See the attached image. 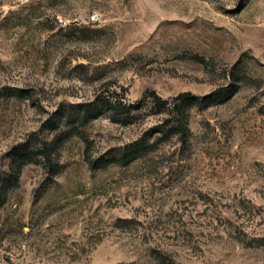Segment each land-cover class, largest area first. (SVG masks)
Instances as JSON below:
<instances>
[{
	"label": "rangeland",
	"instance_id": "obj_1",
	"mask_svg": "<svg viewBox=\"0 0 264 264\" xmlns=\"http://www.w3.org/2000/svg\"><path fill=\"white\" fill-rule=\"evenodd\" d=\"M0 264H264V0H0Z\"/></svg>",
	"mask_w": 264,
	"mask_h": 264
},
{
	"label": "trees",
	"instance_id": "obj_2",
	"mask_svg": "<svg viewBox=\"0 0 264 264\" xmlns=\"http://www.w3.org/2000/svg\"><path fill=\"white\" fill-rule=\"evenodd\" d=\"M229 92H230V89L218 90V91H216V92H214V93L210 94L209 96H206L205 98H202V99L187 94L184 96L183 102H195L197 104H203L209 100H217V99L223 98L226 95H228ZM153 99H154V103L158 106H164L167 103L166 100H164L162 97L158 96L156 93H153ZM178 99H180V98H178ZM108 105L118 112H126L132 107L131 105H126V104H122V103L113 104L111 102H108ZM175 107L177 110H180L181 104H176ZM175 120H176V126L174 128L175 130L168 131L169 133H166L164 135L163 139H165V140L168 139L169 137H171L172 133L173 134L178 133L183 138L186 136L187 131H188L186 123L181 119L180 116L176 117ZM64 135L66 137H68L71 135V132H67ZM155 146H156V144H155ZM155 146L154 145H147L143 141H137V142H135V144L133 145V147L131 148L130 151L122 154L118 158H108L105 156H100L98 158H92L91 156L87 155L86 160L88 161V163L92 167H95V168L96 167H105L111 163L127 164L129 161L133 160L137 156L142 155L151 149H154ZM43 147H44V145H43ZM46 147H47V145L45 144L44 149ZM45 156H48V155H45ZM15 177L17 178V176H15Z\"/></svg>",
	"mask_w": 264,
	"mask_h": 264
}]
</instances>
